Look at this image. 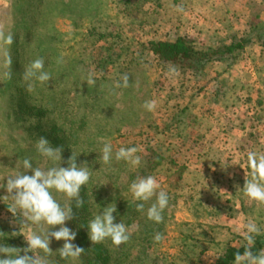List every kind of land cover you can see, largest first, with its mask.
<instances>
[{"label": "rangeland", "instance_id": "rangeland-1", "mask_svg": "<svg viewBox=\"0 0 264 264\" xmlns=\"http://www.w3.org/2000/svg\"><path fill=\"white\" fill-rule=\"evenodd\" d=\"M205 1L0 0V184H6L5 177L14 174L25 158L34 168L58 167L60 161L40 156L35 146L44 137L57 147L56 127H52L64 123L65 133L89 135L94 155H88L85 165L104 170L117 164L133 170L137 179L153 173L169 194L160 223L147 219L148 206L140 212L133 204L122 217L117 211L114 223L123 222L130 233V239L120 245L118 264H210L227 243L244 242L236 231L239 225L225 214L231 210L223 195L225 188L205 183L198 167L199 80L206 66L182 67L158 59L145 48L149 40L178 36L190 39L197 49L214 46L207 39L211 29L203 28L202 22L205 16H213L214 22L221 24L228 17L222 4ZM253 6V13H259ZM235 11L239 15H232L240 17V21L234 20L239 24L245 9L236 4ZM250 19L256 22L254 17ZM263 27H259L261 33ZM9 34L11 45L4 39ZM37 58L44 59L51 78L45 83L31 81L29 90L24 72ZM125 75L129 78L127 87L123 86ZM89 78L94 83L87 84ZM147 101H155L154 111L143 107ZM39 106L42 114L37 112ZM105 143H111L113 153L121 147H137L140 165L133 168L115 159L111 165L104 164L101 150ZM167 155L174 163L170 170L163 160L160 163ZM68 158L62 152V167L68 166ZM168 172L173 173L167 176ZM175 176L179 177L177 182H173ZM126 177L123 174V179ZM107 193H113L112 186L100 176L94 192L86 190L78 217L65 225L77 233L93 218L86 214L84 205H94L98 214L100 199ZM52 195L62 206L76 205L62 193L53 190ZM11 208V197L0 187V242L20 250L23 244L27 247L26 238L33 230L46 229L47 225L38 228L25 223L19 211ZM158 233L163 237L160 242L154 240ZM107 241V246L113 247ZM63 243L51 239L50 254H34L43 257L46 264H71L59 255ZM129 246L135 248L133 254ZM202 247L206 250L200 254ZM81 256L76 264H87Z\"/></svg>", "mask_w": 264, "mask_h": 264}, {"label": "clouds", "instance_id": "clouds-1", "mask_svg": "<svg viewBox=\"0 0 264 264\" xmlns=\"http://www.w3.org/2000/svg\"><path fill=\"white\" fill-rule=\"evenodd\" d=\"M5 43L11 45L13 37L11 34L5 38ZM24 80L29 82L31 90V81L40 83L48 82L50 74L45 71V61L43 58H37L30 62L24 72ZM123 86H128V76H123ZM88 83H94L89 78L85 80ZM119 86V85H118ZM143 107L152 112L156 108L155 101H147ZM36 151L40 156L49 161H60L58 167H49L47 170L34 168L32 161L25 158L17 171L6 176V184H0L5 188L12 200V212L19 211L23 217V222L30 223L39 228L40 225H47L46 229L39 228L33 230L26 238L27 248L24 249V255L17 251V248L8 246L0 242V264H46L43 257L37 256L36 251L48 255L52 252L50 249L51 239L64 241L62 247L58 249L62 259L68 260L71 264H76L84 249L72 243L77 233L65 225L66 221L73 219V207L70 205H61L52 195L53 190L64 194L68 200H75L76 207H82L84 201L80 197V190L90 180L89 167L85 164L78 165L76 157L68 158L67 167L61 166L62 148L53 147L48 139L41 137L36 143ZM101 159L106 165H111L115 161H125L133 168L141 163V157L137 155V147H121L113 153L111 143H105L102 150ZM247 163L251 170V178L246 180L243 187L239 188L250 201L264 204V154L256 151L247 153ZM22 169V171H21ZM31 171V175L27 174ZM133 202L136 203L137 211L144 212L145 204L147 207V219L155 223L163 220V212L169 205V194L161 189L160 183L153 176L138 178L129 185ZM154 198V199H153ZM117 211L116 205H106L102 211L96 214L87 224L88 237L90 241L101 243L110 240L117 247L126 243L130 239V233L123 222L114 223L116 217L113 215ZM59 226L58 230L50 229ZM236 231L242 235L246 242L243 253L235 255V264H264V250L254 253L252 248L255 245V238L261 234V228L256 222L249 221L242 228L238 227ZM163 239L161 234H156L154 240L160 242ZM33 253L34 255H29Z\"/></svg>", "mask_w": 264, "mask_h": 264}, {"label": "crops", "instance_id": "crops-1", "mask_svg": "<svg viewBox=\"0 0 264 264\" xmlns=\"http://www.w3.org/2000/svg\"><path fill=\"white\" fill-rule=\"evenodd\" d=\"M204 4H222L228 17L223 22L218 19L221 25L214 22L215 17L205 16L203 28L211 29L207 39L215 45L239 41L242 47L207 63L200 77L198 167L205 183L211 181L225 188L223 195L231 203V210L225 214L234 218L236 226L242 228L253 221L261 228V251L264 204L250 201L239 188L251 178L247 153L264 154V33L255 31L264 26V0H206ZM236 4L245 9L241 25L236 23L240 17L232 15H239ZM253 5L259 13H253ZM251 17L256 22L251 23Z\"/></svg>", "mask_w": 264, "mask_h": 264}, {"label": "trees", "instance_id": "trees-1", "mask_svg": "<svg viewBox=\"0 0 264 264\" xmlns=\"http://www.w3.org/2000/svg\"><path fill=\"white\" fill-rule=\"evenodd\" d=\"M258 32L259 27L255 29V31ZM261 32H259L260 34ZM264 44V40L262 41ZM242 47V43L235 42L230 43L229 45L225 44H217V45H209V47L205 49H197L193 45L192 41L188 39L185 36H178L174 40H149L146 43V50L149 51L151 54L156 56L158 59H162L164 61L174 63L177 65H180L182 67H188L193 69H198L201 67L206 66L207 63L212 61L215 58H220L223 53L227 52L230 53L235 49H240ZM39 109V110H38ZM37 109V112L39 114H42V108ZM52 109V108H51ZM70 123H73L74 120H69ZM66 123V122H65ZM83 124V123H82ZM64 123L57 124L56 126H53L52 128L56 129V136L54 139V144L57 147L62 148V152L66 157H76V163L78 165L84 164V161L88 158V155L93 153V149L90 147V138L89 135L86 134H70V132L65 133V128L63 127ZM63 128V129H62ZM65 130V131H64ZM68 130V129H67ZM69 143V144H68ZM69 152V154H66V152ZM94 155V153H93ZM163 160L165 164H168V170H170V167L174 165L171 158L167 155L164 158L161 157L160 163ZM147 161L150 162V157L147 158ZM124 162V161H120ZM154 161L150 168L154 167ZM158 163V162H157ZM150 169V170H151ZM90 180L85 185L82 186L80 190V197L82 200H84V194L86 193L87 189H91V191L94 192V188L96 186L97 178L100 176H103L107 180V182L112 186L113 193L106 195H102L99 203V208H101V211L104 206L106 205H116L117 211L119 210L118 216L122 217L123 214L127 210L132 209V205L136 204L137 202H133L131 193L129 192V185L135 181L138 177V174L135 173L133 170H127L121 167L120 165H115L113 167H105L104 170H100L98 166H90ZM128 171V172H127ZM173 172H168L167 176H170ZM123 174H126V180L123 179ZM148 176H154L153 173H149ZM179 180L178 176H175L173 178V182H177ZM154 199V198H153ZM94 201V200H93ZM150 202L148 204H145V206H149ZM85 212L90 216V214L95 216L96 207L93 206H85ZM73 214H75L74 217H78L76 214L77 212H80V210L76 207V205L73 206ZM117 211L113 213L115 216L117 214ZM137 213V212H135ZM137 214H135L136 216ZM81 216V215H80ZM79 216V217H80ZM82 217V216H81ZM18 219V218H17ZM75 244L77 246L84 249L82 253V260L85 261L87 264H118L120 256L122 254L120 250V246L117 247L113 245V247H108V241L105 240L101 243H95L93 244L89 237H88V229L87 224H85L84 227H81L78 229L76 238H75ZM246 247V242L244 241L240 245H232L227 243L223 250L217 255V257L214 259V261L210 264H235L234 258L237 253H243ZM261 247V234L255 238V245L252 248V251L254 253H258L259 249ZM27 247L23 245L20 246V254L24 255V249ZM131 253L133 254L134 247L129 246L128 248ZM18 250V248H17ZM206 250V248H200L198 253H203ZM19 251V250H18ZM29 255H32L33 253H28ZM130 255V253L128 254ZM113 257V258H112ZM137 255L135 256V258ZM133 264V263H132Z\"/></svg>", "mask_w": 264, "mask_h": 264}]
</instances>
